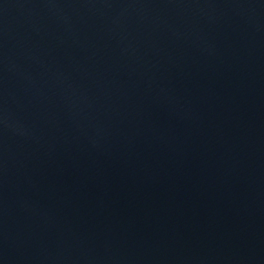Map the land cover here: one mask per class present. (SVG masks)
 I'll return each instance as SVG.
<instances>
[{
    "label": "water",
    "instance_id": "1",
    "mask_svg": "<svg viewBox=\"0 0 264 264\" xmlns=\"http://www.w3.org/2000/svg\"><path fill=\"white\" fill-rule=\"evenodd\" d=\"M0 264H264V0H0Z\"/></svg>",
    "mask_w": 264,
    "mask_h": 264
}]
</instances>
